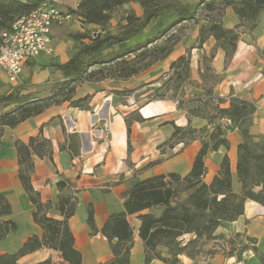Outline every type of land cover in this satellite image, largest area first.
<instances>
[{"label": "crops", "instance_id": "0c3cea01", "mask_svg": "<svg viewBox=\"0 0 264 264\" xmlns=\"http://www.w3.org/2000/svg\"><path fill=\"white\" fill-rule=\"evenodd\" d=\"M21 2H52L62 12L76 10L82 0H19ZM137 16L143 15L138 3L128 5ZM73 18L52 31L54 53L42 55L27 64L18 84L8 81L0 73V95L10 94L22 89L21 94H33L37 99L46 98L55 93L65 82L63 73L53 64H65L77 51L81 41L71 38V34L98 31L100 27L84 25L81 19ZM112 22V20H111ZM110 22V24H111ZM221 22L225 28L232 29L238 24V18L231 8L223 11ZM192 23V22H191ZM189 24V23H188ZM201 26L185 42L181 50L173 52L169 64L182 56H190V78L185 85V98L193 99L205 93L206 73L213 74L215 80L211 92L223 100L220 108H228L232 97L253 103L256 111L251 119L250 133L257 140H264V13L252 32H243L237 49L231 59L226 52L217 48V41L210 37L201 46L199 44ZM4 32V31H3ZM0 30V38L3 33ZM82 42H89L84 40ZM154 66V65H153ZM152 69L151 72H154ZM150 70L127 80L105 79L79 84L73 99L89 97L84 108L73 107L64 102L46 109L41 114L23 121L14 128L3 127L0 134V194L11 207V215L2 218L18 224V231L0 242V255L16 252L29 238L42 237L43 230L34 223L35 207L31 203L19 177V163L16 142L28 144L31 138H41L50 143L51 152L40 158L33 155L34 169L30 174L34 189L39 192L43 203H57L62 195H75L77 210L69 220L70 229L75 237V248L83 255L84 264H110L114 260L109 242L101 230L111 214L123 212L124 195L140 181L171 173L187 176L194 160L202 148L200 139L186 143L185 140H171L175 128L206 129L205 135L213 133L217 121L211 120L212 114H205L183 108L177 98L160 97L130 106L128 98L133 97L136 87L131 81H141ZM156 79L142 84L149 90L145 95L160 88ZM138 84V85H137ZM139 91V90H138ZM124 92V93H123ZM142 118L131 123L128 132L127 118ZM67 134L80 136V152L72 157L67 149ZM205 137V136H203ZM229 149L220 148L205 158L206 175L204 182L210 184L219 174L225 155L230 159L231 171L236 176L238 146L242 142L240 131L226 132ZM61 182L67 188L60 189ZM89 208L94 213L95 229L88 222ZM144 214L148 211L143 212ZM49 216L61 220L59 212L51 210ZM138 215L128 218L134 229V244L131 250V264H145V248L139 236L140 221ZM234 235L242 239H253L254 245L264 253V207L256 202L247 201L245 212L234 222H223L210 242L208 252L200 249L193 259L179 256L180 264H195L200 259L203 264H231L233 259L246 260V264H259L252 250L241 258L223 256L219 242ZM187 235L186 242L191 238ZM12 238L15 243H11ZM57 253L42 248L22 257L17 264H38L48 259H56ZM231 258V260H230ZM233 258V259H232ZM153 264H163L156 260ZM202 264V262H201Z\"/></svg>", "mask_w": 264, "mask_h": 264}, {"label": "trees", "instance_id": "16d2710c", "mask_svg": "<svg viewBox=\"0 0 264 264\" xmlns=\"http://www.w3.org/2000/svg\"><path fill=\"white\" fill-rule=\"evenodd\" d=\"M131 3L140 4L143 15L137 16L129 9ZM40 2L0 0V30L8 31L20 17L32 12ZM203 8L208 19L201 25L199 44L213 37L217 48L226 52L231 59L243 32H252L264 13V0H82L74 14L84 25H95L100 30L71 34V38L81 41L77 51L65 64H53L61 71L65 82L51 96L37 99L33 94L22 95V89L0 95V128H14L25 120L35 117L46 109L66 101L73 107L84 108L89 97L74 100L73 95L79 84L105 79L127 80L136 76L159 60L166 59L171 49L158 43L167 40L177 29L188 23H197L198 11ZM226 8H231L238 18L232 29L225 28L221 18ZM123 11L116 31L108 26L115 12ZM219 14L220 18L212 16ZM89 40V42H82ZM190 56H182L172 63L176 71L185 65L190 69ZM178 70V69H177ZM164 97L158 95L151 100ZM224 101L220 99V103ZM256 106L248 101L232 97L228 108L218 109V121L228 118L241 133L242 142L238 146L236 176L231 171L230 159L224 156L219 174L210 184L204 182L206 175L205 158L220 148L229 149L224 130L219 122L210 135L203 137L206 129L175 128L171 140L182 139L186 143L200 139L202 148L198 152L191 172L182 177L179 174L155 176L137 182L124 195L123 212L111 214L101 230L107 238L114 260L110 264H131V250L134 244V229L128 218L138 215L139 236L145 248V264L158 260L163 264H180L179 256L195 258L200 247L197 244L215 238V232L223 222H234L245 212L247 201L264 207V140H257L250 133L251 119ZM142 118H127L128 132L131 123ZM198 135V136H197ZM18 152V177L35 207L33 221L43 230V236L29 238L16 252L0 255V264H17L27 254L47 248L58 254L56 259H48L38 264H84L83 255L75 248V237L69 220L77 210L75 195H62L57 203H43L39 192L31 182L34 169L33 155L40 158L51 152L50 143L41 138H31L29 143L16 142ZM67 149L72 157L80 152V136L67 134ZM238 180L240 192L234 191V181ZM59 188H67L61 182ZM56 210L61 220L49 216ZM148 211L144 214L143 212ZM11 215V207L0 194V242L18 231V224L2 218ZM88 222L95 229L94 213L89 208ZM191 235L188 242L184 237ZM254 240L242 239L234 235L230 239L232 250L229 257L241 258L252 250L259 264H264V253L254 245ZM236 246H241L237 251Z\"/></svg>", "mask_w": 264, "mask_h": 264}, {"label": "rangeland", "instance_id": "374dc122", "mask_svg": "<svg viewBox=\"0 0 264 264\" xmlns=\"http://www.w3.org/2000/svg\"><path fill=\"white\" fill-rule=\"evenodd\" d=\"M223 13V11H221ZM123 11H119L118 13L115 12L113 14V19L111 24H109V28L112 31H116L118 28V22L122 18ZM209 14L201 9L198 11V18H197V23H189L186 24L185 26L177 29L175 32H173V35L168 38L167 40H163L162 42L158 43L160 46H166L171 49L173 54H177L180 50L181 47L184 46L185 42H189V39L191 36L195 34V31L201 26L204 25L207 22V17ZM212 16H216L217 18H220L219 14L214 13ZM187 42V43H188ZM171 58H168L167 60H159L152 64L150 67H148L146 70H144L142 73L149 71H152V69H155L154 72H151V74H147V77H144L143 80L141 81H131V83L136 84L140 83L141 86L136 87L135 90L130 91V92H125V93H132L135 92L133 95V98L135 101H137L139 104L146 102L149 99H152L153 97H156L158 95H163L164 97H173L177 98V101L183 106V108L189 109V111H194L199 114V112H204L205 114H212L211 120L218 121V118H216V114L218 113V109L220 107V98L216 97L215 95L212 94L211 92V84L216 81L215 77L213 74L206 73L205 77V83L207 85V88L205 90V93L199 97H194L193 99H186L185 98V83L189 81L188 79L190 78V69L186 73L185 72V65H181L179 68L176 69V71L173 69L172 64H169V61ZM154 65V66H153ZM149 79H156L154 80V83H158L160 88L157 89L154 93L146 95L144 98H142L143 95H145L149 90H146L147 88H144L147 85H143L142 83L144 81H147ZM137 84V85H138ZM139 90V91H138ZM124 93V92H123ZM1 128H0V134H1ZM202 129L198 130V135H202L199 131ZM197 135V136H198ZM203 136H206L205 133ZM240 184L238 180L234 181V191L235 192H240ZM234 237V236H232ZM15 238H12L11 243L14 242ZM228 240L219 242L220 248L222 249L223 256H228L230 254V251L232 250V247L230 245V239L227 238ZM187 239H184V243H186ZM211 240H204L200 243L197 244V247H200V249H203L204 254L205 251L208 252L207 257L211 254L212 251L214 250H209L212 249L209 246L211 244ZM241 246H236L237 251L240 250ZM216 252V251H214ZM200 259L198 262L195 264H203L205 262L204 260L201 259V256H199ZM231 260V258H230ZM242 260V259H241ZM245 264H246V260ZM234 263V261L232 262ZM231 263V264H232Z\"/></svg>", "mask_w": 264, "mask_h": 264}, {"label": "built area", "instance_id": "2783aa9c", "mask_svg": "<svg viewBox=\"0 0 264 264\" xmlns=\"http://www.w3.org/2000/svg\"><path fill=\"white\" fill-rule=\"evenodd\" d=\"M72 18V14L62 12L50 1L40 3L32 12L18 18L10 30L1 34L0 73H4L10 83L18 84L29 62L42 55H53L54 26L64 25ZM128 103L136 105L133 97L128 98ZM219 124L227 132L239 131L228 118L221 119ZM244 260L233 259L232 264H245Z\"/></svg>", "mask_w": 264, "mask_h": 264}]
</instances>
